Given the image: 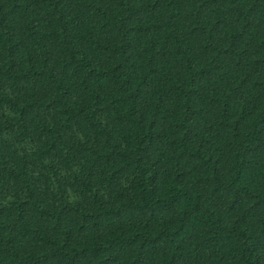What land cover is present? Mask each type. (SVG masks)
<instances>
[{
  "label": "trees",
  "instance_id": "obj_1",
  "mask_svg": "<svg viewBox=\"0 0 264 264\" xmlns=\"http://www.w3.org/2000/svg\"><path fill=\"white\" fill-rule=\"evenodd\" d=\"M0 264H264V0H0Z\"/></svg>",
  "mask_w": 264,
  "mask_h": 264
}]
</instances>
